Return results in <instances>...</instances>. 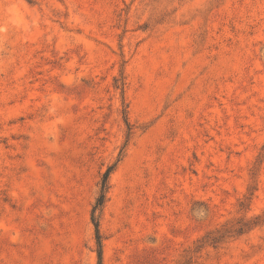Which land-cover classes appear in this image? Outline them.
<instances>
[{"label": "rangeland", "instance_id": "rangeland-1", "mask_svg": "<svg viewBox=\"0 0 264 264\" xmlns=\"http://www.w3.org/2000/svg\"><path fill=\"white\" fill-rule=\"evenodd\" d=\"M0 264H264V0H0Z\"/></svg>", "mask_w": 264, "mask_h": 264}, {"label": "trees", "instance_id": "trees-1", "mask_svg": "<svg viewBox=\"0 0 264 264\" xmlns=\"http://www.w3.org/2000/svg\"><path fill=\"white\" fill-rule=\"evenodd\" d=\"M110 174V168L106 170V172L103 174L102 177V182H101V189H100V194L95 202V205L93 207V216H92V221H93V225L95 228V233H96V240H97V247H98V258H99V262H101V241H100V235H99V224L96 221V219L94 218V213L96 212L97 209L101 208L105 198H106V192H107V181H108V177Z\"/></svg>", "mask_w": 264, "mask_h": 264}]
</instances>
